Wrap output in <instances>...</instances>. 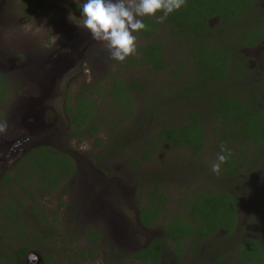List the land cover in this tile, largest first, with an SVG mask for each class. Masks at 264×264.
Segmentation results:
<instances>
[{
    "label": "trees",
    "instance_id": "1",
    "mask_svg": "<svg viewBox=\"0 0 264 264\" xmlns=\"http://www.w3.org/2000/svg\"><path fill=\"white\" fill-rule=\"evenodd\" d=\"M41 7L42 2L37 0H29L25 6L30 17H36ZM262 7L260 0H186L163 23L145 17L147 30L135 33L143 43H137L136 55L118 64L152 74L168 73L169 83L166 87L159 83L154 87L157 93L142 101L143 108L138 110L141 113L136 111L134 97L141 92V84L125 81L110 72L101 80L82 86L75 99L67 94L66 102L74 103L66 108L67 132L77 143L84 136L95 137L99 127L108 125L110 119L111 131L116 135L120 130L132 133L133 126H142L146 117H154L161 119L163 125L147 138L148 146L186 149L192 159H198L207 141L216 158L221 144L231 151L218 174L221 185L215 183V174L209 172L212 184L193 190L176 214L164 215L168 198L157 184L154 186L147 195L148 202L137 207L138 217L147 228L162 221L160 227L166 241L152 242L130 256L132 261L156 264L167 240L179 256L184 239L191 241V245L197 244L194 249L198 250L201 242L212 234L225 230L229 238L236 227V201L230 187L241 185L240 175L249 162H254V157L264 156V82L261 77L251 80L258 70L250 68L248 59L239 52L264 42ZM73 11L78 12L79 7ZM247 11L249 21L244 17ZM211 19H216L213 26L209 25ZM180 93L186 100L177 101ZM5 101L7 95L0 78V102ZM126 137L117 135L111 150L100 158L108 162L115 158L116 150L121 154ZM102 143L95 140L97 148ZM138 163L134 160L131 168H137ZM11 170L12 173L6 172L0 179V193L9 191L0 199V264L23 263L30 251L38 252V240L42 241L46 234H56L48 227L43 236L32 237L25 227L29 222H36L37 226L44 222L36 202L67 190V183L77 171L69 155L45 146L32 149ZM25 215L29 220L26 224L22 222ZM89 234L91 242L99 236L93 230ZM18 242L23 243L13 250L12 244ZM240 246L237 264L262 263L260 244L246 238ZM94 249L88 247L73 255V264L95 259ZM42 264L62 263L43 257Z\"/></svg>",
    "mask_w": 264,
    "mask_h": 264
},
{
    "label": "rangeland",
    "instance_id": "2",
    "mask_svg": "<svg viewBox=\"0 0 264 264\" xmlns=\"http://www.w3.org/2000/svg\"><path fill=\"white\" fill-rule=\"evenodd\" d=\"M28 1L6 0L3 5L1 4L0 78L6 89L7 101L0 102V146H4L7 150L11 149L12 142L24 133V129L20 125L17 127L18 130L14 127L18 123L17 121H21L24 117L23 108L32 103V98L29 97L33 95L28 94L25 89L26 75H31L35 70L34 64L39 61L38 54L44 52L43 50H53L57 47L59 52L50 57V60L64 56L65 65L70 64V60L74 57H83L82 61L78 60L75 63L76 65L81 62L82 70L79 68L78 71H74L76 66L72 65L66 72L61 70L55 73V80L61 76L58 86L65 89L61 92L72 98L82 86L101 80L110 72L125 81L135 80L141 84V92L134 96L136 111L141 113L138 110L143 108L142 101H147L150 95L157 93L154 87L158 83L166 87L167 82L169 83L168 73L152 74L145 69L124 68L117 61L111 59L108 50L101 43L92 40L88 32L79 27L81 23L80 10L85 0H39L42 2L43 11L41 16L36 19L27 18L28 11L24 6ZM260 2L264 6L263 0ZM74 7H79V11H72ZM69 14L73 17L72 21L68 18ZM244 17L247 18V21L250 20L248 11ZM75 42L80 43L78 50L73 52L75 53L73 57V53H70L68 48L60 49L63 44L69 45L71 48L72 43L75 44ZM137 43L142 44L143 40L137 38ZM248 58L252 62L255 60L253 54H249ZM23 64H27V68ZM48 67L50 66L47 65L44 70ZM67 72H72L69 78H67ZM258 72L256 71L250 77L252 81L257 78ZM65 78L67 80L62 86ZM57 96L61 97L59 93ZM184 100H186V96L180 93L177 101ZM71 103L73 102L71 101ZM42 104L39 101L37 109L34 111L39 114V119L42 122L41 127L33 128L34 143L44 141L46 135L51 136L50 144L75 159V165H78L77 172L67 183V190L50 194L43 199L39 198L36 202L42 210L44 222L42 221L40 226H37L36 222H29V225L25 227L27 234L30 233L32 237L36 234L41 236L42 232L48 231L49 228L56 231V234H46L42 241L38 240L37 242L39 243L37 250L44 258H49L57 263L68 264L71 262L73 264V255L86 251L92 245L89 231L95 230L102 234L99 242L94 243L96 246L94 249L95 259H85L84 263L137 264L129 258L133 249L143 242V235L136 226L137 207L148 202L147 195L154 186L157 184L162 189L161 192L166 194L168 203L164 215H170L180 212L181 204L191 196L193 190L203 189L204 186L213 182L212 179H209L212 177L209 172H212L211 166L216 162V157L208 141L205 150L198 159H192L186 149L148 146L147 138L157 131L159 126L163 125L161 119L156 118L155 120L154 117H146L142 126H133L132 133L129 130H120L116 135L111 131L113 127L110 125V119L108 125L99 127L95 137L84 136L77 143L76 140H70L67 130H63L62 126H60V132H57L55 124L51 120L43 118L40 111ZM100 107L104 108L103 104H100ZM27 121L29 122V120ZM44 128L46 131L43 132ZM117 135L127 136L126 144L122 148L121 154L118 155V150L116 152L114 150L115 158L106 162L100 156L101 154L106 155L111 150L117 140ZM96 139L103 142L100 148L95 145ZM116 149L118 148L116 147ZM144 157L146 158L143 159ZM134 160L139 161L137 168H131ZM10 163L12 160L6 162L5 172H13L11 170L13 166ZM218 178L219 176L215 174L213 179H217L215 183L219 185ZM253 181L259 182L258 189L255 190L249 186L245 193H241L237 213H239V222L244 232L248 236L250 234L254 238H260L264 237V191L261 189L259 178L258 181L256 178ZM103 188H106L109 196L102 193ZM230 189H232L230 191L232 193L237 192L233 186ZM8 192L0 193V199ZM98 194L101 200L94 204L92 197L96 198ZM99 205H103L114 217L124 222L127 228L130 227V230H136L137 227L142 236L138 237L139 234L137 235L136 231L131 232L134 234L133 237L127 233L126 237L134 239L137 236V240L131 242V239H128L127 241H130L127 243L129 244L128 248L119 247L115 243L116 236L113 234L115 230L111 223L108 220L103 222L94 220L96 211L100 208ZM25 206L28 207L29 202H26ZM27 210L25 209L24 212L27 213ZM25 216L22 220L24 224L29 221ZM160 223L153 226L150 231L156 232ZM124 230L120 229L119 231L125 233ZM22 243H13V250H16ZM169 260L168 254H165L162 264H170ZM182 260L184 261V258ZM13 264L19 263L14 262Z\"/></svg>",
    "mask_w": 264,
    "mask_h": 264
},
{
    "label": "flooded vegetation",
    "instance_id": "3",
    "mask_svg": "<svg viewBox=\"0 0 264 264\" xmlns=\"http://www.w3.org/2000/svg\"><path fill=\"white\" fill-rule=\"evenodd\" d=\"M6 0H0V11L2 9V5L4 4ZM36 1V0H35ZM39 0H37L38 2ZM2 4V5H1ZM25 7V6H24ZM75 8V7H74ZM72 9V11L74 10ZM264 8V6L262 7ZM26 9V8H25ZM28 11V9H26ZM43 11V6L40 8V11L36 17H30L29 15L27 16L28 19H36L39 16H41ZM213 21V22H211ZM216 22V19H211L209 22L210 26H213ZM80 42H75L76 44V49L78 50V45ZM75 45L74 43H72ZM69 49L68 51L70 53L75 52L73 49L69 47V45L63 44L60 49ZM82 49V48H81ZM84 50V49H83ZM44 52H40L38 54L39 61L34 64L35 65V70L32 71L31 75H26L27 76V81L25 82V89L27 90L28 94H32L31 101L29 105L23 108L24 112V117L21 119V121H17V125L14 127L17 129V127L20 125L24 129V133L21 135V137L15 139V141L12 142V147L11 149H6L4 146H0V164L2 169L0 170V179L5 171L6 167V162L8 160H12L11 166H14L19 160L22 159L24 155L29 153L32 148H37V147H51L60 150L58 147L55 145L50 144V139L51 136H44V141H38L34 143V136L33 135V123L35 122V118L39 120L40 123L41 120L39 119V114L35 113V109H37V105L39 101H41V112L42 116L46 120H51L53 124H55L57 132H60V126L63 127V130H67L69 119H68V114L66 113V108H71L74 106V103L66 102V97L67 95L65 93H62V90H65L64 88H61L58 86V81L59 78L55 80V75H54V80L53 83L49 85L52 79L48 80L46 75L43 73L44 68L47 66L48 60H50V57L53 55L57 54L59 52V49L55 47L53 50H43ZM239 52L248 59L247 64L249 65L250 68H256L259 72L256 74L257 77H261V81L264 82V42H262L259 46H256L254 48H243L240 49ZM67 53V52H66ZM75 53L72 54V57L74 56ZM249 54H253L256 60V63H253L250 58H248ZM44 56H46L44 58ZM263 57V58H262ZM44 58V59H43ZM83 57H74L72 60H70V64L68 63L67 65H64L62 68V71H67L69 70L72 65L76 66V69L74 71H78L79 68L82 70V65L81 62L76 64L77 61H82ZM25 68H27V64H23ZM72 72H67L66 74L68 75L67 78L71 75ZM67 78L62 83V86H64ZM29 81V82H28ZM38 88H37V86ZM36 86V87H35ZM80 90V89H79ZM78 90V91H79ZM6 92V89H5ZM58 93L61 95V97L58 98ZM38 94V96H37ZM76 95V94H75ZM75 95L73 96L72 99H75ZM264 102V99H263ZM29 120V122L27 121ZM44 124V123H43ZM18 130V129H17ZM14 131V130H12ZM46 131V128H44L43 132ZM68 133V132H67ZM69 134V133H68ZM32 137L34 139H32ZM40 140V139H39ZM71 141H75L73 139H70ZM5 144V143H4ZM6 143L5 145H7ZM5 148V149H4ZM5 151V152H3ZM74 164H75V159H72ZM77 164V162H76ZM78 166V165H77ZM76 166V168H77ZM7 168V167H6ZM5 170V171H4ZM77 172V171H76ZM101 172V171H99ZM12 173V172H9ZM102 173V172H101ZM244 174L240 175V180H241V185L236 186V184H232L233 188L237 190V192H230L232 195L235 197L236 201V227L231 233V236L228 238L226 237V231L225 230H219L218 232L212 234V236L204 241L201 242V247L198 250H195V246L197 245H191V241L188 239L183 240V245L182 249L179 250V256L174 254V247L172 243L167 240V245L163 251L160 253L159 257V262L156 264H162L164 262V255L168 254V258L170 260V264H187V263H196V264H237L238 262V251L242 246H240L241 242L245 240L246 238L250 240H254L256 243L260 244V251L263 254V261L260 264H264V237H257L254 238L252 235L249 234L247 235L246 232L241 227V223L239 222V213H237V207L238 203L240 202V195L241 193H245L246 189L249 188V186L252 189L257 190L258 189V184L259 182H254V178L260 179V185L261 189L264 191V156L263 157H254V162H249L248 167L246 170L243 172ZM219 179V178H218ZM219 185H221L219 183ZM236 186V187H235ZM232 190V189H230ZM102 193L105 195L109 196L106 188H103ZM93 203L97 204L98 201L101 199L99 198V194L97 195L96 198L92 197ZM104 202V201H103ZM102 203V202H101ZM99 204V203H98ZM105 204V202L103 203ZM99 210L96 211V214L94 216V220H100L103 222L104 220H108L111 223L112 228L115 230V233H113L116 238H115V243L121 247H127L129 244L128 242H135L137 240V236H135L134 239H131L134 234L131 233L133 231L137 232L138 237L143 235V242L141 245H137L133 249V252H131V257L132 255H135L139 251L145 249L150 245L152 242H162L166 241V236L162 230L161 227H159L156 232H151L153 229V226L156 225H151L149 228L145 227L140 221L138 217V210H137V215H136V226H138L140 232L139 233L136 227V230H130V227L127 228L124 222L119 221L114 215L106 210L103 205H99ZM263 212V210H262ZM160 222V221H158ZM125 229V233L119 230ZM151 230V231H150ZM95 231V230H93ZM251 231V230H250ZM99 233V236L97 237V240L94 242L92 241V245L90 247L96 248L94 246V243L99 242V240L102 237V234L100 231H97ZM128 233L132 235V237H126L125 235ZM252 234V232H251ZM228 238V239H226ZM90 239V237H89ZM128 239H131L130 241H127ZM138 243V242H137ZM247 247V246H246ZM31 252V251H30ZM41 255V254H40ZM131 257H129L131 259ZM184 258V261L182 260ZM250 260L252 261L253 258L250 255ZM43 259V257H42ZM137 264H141L138 260L135 261ZM24 264H27L26 258L23 262ZM93 262H90L92 264ZM88 264V263H84Z\"/></svg>",
    "mask_w": 264,
    "mask_h": 264
},
{
    "label": "clouds",
    "instance_id": "4",
    "mask_svg": "<svg viewBox=\"0 0 264 264\" xmlns=\"http://www.w3.org/2000/svg\"><path fill=\"white\" fill-rule=\"evenodd\" d=\"M185 3L186 0H85L80 10L79 27L86 30L92 40L101 43L111 59L122 63L129 56L136 55L135 33L147 30L145 17L163 23ZM68 18L70 21L73 19L71 14ZM220 149L216 162L211 166L212 172L217 175L231 156V151L223 144Z\"/></svg>",
    "mask_w": 264,
    "mask_h": 264
},
{
    "label": "water",
    "instance_id": "5",
    "mask_svg": "<svg viewBox=\"0 0 264 264\" xmlns=\"http://www.w3.org/2000/svg\"><path fill=\"white\" fill-rule=\"evenodd\" d=\"M76 47L77 46L75 44V45L71 46V49H73L74 51H77ZM63 58H64V56L62 58H55V60H48V62L46 64L50 67H48L46 70H44L45 68L42 69L43 73L46 75L47 79L48 80L52 79L51 82L49 83V85L51 83H53L54 78H56L55 73L57 71H61L62 68L64 67L66 61H65V58L64 59ZM54 75H55V77H54ZM34 121L35 122L33 123V128H39L42 126L41 123L39 122V120H37L36 118ZM26 262H27V264H42L43 259H42V256L40 255V253L31 251L26 256Z\"/></svg>",
    "mask_w": 264,
    "mask_h": 264
}]
</instances>
